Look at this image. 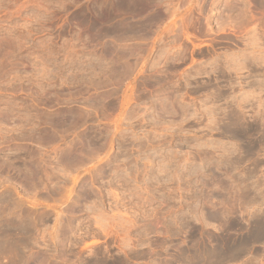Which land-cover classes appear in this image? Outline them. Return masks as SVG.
<instances>
[{
	"label": "rangeland",
	"instance_id": "rangeland-1",
	"mask_svg": "<svg viewBox=\"0 0 264 264\" xmlns=\"http://www.w3.org/2000/svg\"><path fill=\"white\" fill-rule=\"evenodd\" d=\"M0 264H264V0H0Z\"/></svg>",
	"mask_w": 264,
	"mask_h": 264
},
{
	"label": "bare ground",
	"instance_id": "bare-ground-1",
	"mask_svg": "<svg viewBox=\"0 0 264 264\" xmlns=\"http://www.w3.org/2000/svg\"><path fill=\"white\" fill-rule=\"evenodd\" d=\"M71 115H72V114H71ZM57 117H58V116H57ZM63 117H64V116H63ZM66 117H67V116H66ZM73 117H74V115H73ZM52 118H53V117H52ZM71 118H72V117H71ZM74 118H75V117H74ZM54 119H55V118H54ZM54 119H53V120H54ZM59 119H60V116H59ZM61 119H62V118H61ZM68 119H69V118H68ZM62 120H63V119H62ZM75 159H76V158H75ZM6 209H7L8 211H10V210H9L10 208H9V209L6 208ZM2 212H5V211H2ZM5 213H7V212H5ZM8 218H9V217H8Z\"/></svg>",
	"mask_w": 264,
	"mask_h": 264
}]
</instances>
